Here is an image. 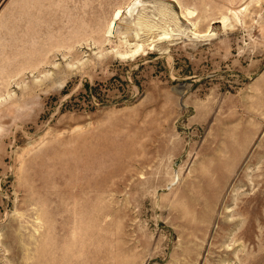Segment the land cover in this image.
Masks as SVG:
<instances>
[{
  "label": "rangeland",
  "instance_id": "374dc122",
  "mask_svg": "<svg viewBox=\"0 0 264 264\" xmlns=\"http://www.w3.org/2000/svg\"><path fill=\"white\" fill-rule=\"evenodd\" d=\"M0 264H264V0H0Z\"/></svg>",
  "mask_w": 264,
  "mask_h": 264
},
{
  "label": "bare ground",
  "instance_id": "6f19581e",
  "mask_svg": "<svg viewBox=\"0 0 264 264\" xmlns=\"http://www.w3.org/2000/svg\"><path fill=\"white\" fill-rule=\"evenodd\" d=\"M136 8H137V5H136V4H132L131 6H129V7L127 8V11L130 12V13H132V11L135 10ZM130 13H129V14H130ZM133 13H134V12H133ZM120 14H121V11H119V12L117 13L116 16L118 17V16H120Z\"/></svg>",
  "mask_w": 264,
  "mask_h": 264
}]
</instances>
